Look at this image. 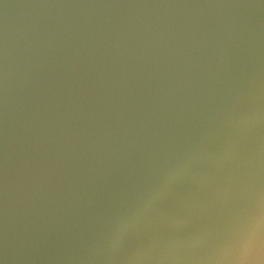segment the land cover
<instances>
[{
	"label": "water",
	"instance_id": "95a60500",
	"mask_svg": "<svg viewBox=\"0 0 264 264\" xmlns=\"http://www.w3.org/2000/svg\"><path fill=\"white\" fill-rule=\"evenodd\" d=\"M0 46V264H227L264 0H0Z\"/></svg>",
	"mask_w": 264,
	"mask_h": 264
},
{
	"label": "snow or ice",
	"instance_id": "6c2138e0",
	"mask_svg": "<svg viewBox=\"0 0 264 264\" xmlns=\"http://www.w3.org/2000/svg\"><path fill=\"white\" fill-rule=\"evenodd\" d=\"M2 47V46H0ZM3 92L2 52H0V96ZM264 254V190L258 200L249 202L247 210L228 234L223 247L227 264H252L257 255V242ZM264 264V260L260 261Z\"/></svg>",
	"mask_w": 264,
	"mask_h": 264
},
{
	"label": "clouds",
	"instance_id": "9594fccd",
	"mask_svg": "<svg viewBox=\"0 0 264 264\" xmlns=\"http://www.w3.org/2000/svg\"><path fill=\"white\" fill-rule=\"evenodd\" d=\"M257 255L255 257L249 258L252 261V264H260V261L264 260V254L260 252V244L259 241L257 242Z\"/></svg>",
	"mask_w": 264,
	"mask_h": 264
}]
</instances>
